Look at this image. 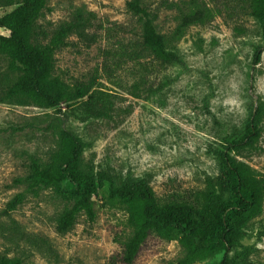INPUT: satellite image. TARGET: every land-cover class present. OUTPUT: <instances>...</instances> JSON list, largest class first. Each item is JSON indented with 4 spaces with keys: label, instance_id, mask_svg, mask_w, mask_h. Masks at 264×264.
<instances>
[{
    "label": "rangeland",
    "instance_id": "rangeland-1",
    "mask_svg": "<svg viewBox=\"0 0 264 264\" xmlns=\"http://www.w3.org/2000/svg\"><path fill=\"white\" fill-rule=\"evenodd\" d=\"M126 1L48 0L38 19L50 30L66 21L75 7L95 13L88 29L94 41L70 37L55 54V73L66 83L93 82L109 92L110 110L88 115L74 107L0 103V253L18 257L22 264L55 261L29 243L8 237L14 225L48 240L62 264H126L120 260L128 233L126 213L122 204L108 198L107 185L100 192L96 219L89 222L80 214L65 234L55 230V217L65 203L49 189L28 194L16 209L3 213L5 203L23 190L13 187L12 179L24 173L31 156H48L60 128L82 139L85 163L124 179L146 176L164 196L199 187L206 175L215 174L217 159L254 114V135L231 154L264 173V38L256 22L239 11L190 26L176 43L175 65L162 75L148 73L142 67L148 59L125 55L140 45L139 23L126 9ZM176 1L144 0L157 13L162 33L175 26L176 12L168 4ZM14 7L0 6V16ZM236 26L243 30L237 32ZM0 34L7 31L0 28ZM258 47L260 58L253 64ZM5 72L6 61L0 57V77ZM262 228L257 222L240 237L229 264H242L248 254L264 260ZM180 254L176 238L150 235L131 264H165ZM220 258L192 264H217Z\"/></svg>",
    "mask_w": 264,
    "mask_h": 264
},
{
    "label": "trees",
    "instance_id": "trees-1",
    "mask_svg": "<svg viewBox=\"0 0 264 264\" xmlns=\"http://www.w3.org/2000/svg\"><path fill=\"white\" fill-rule=\"evenodd\" d=\"M48 0H0V6H15L0 16V57L6 61V72L0 77V103L34 105L59 110L74 107L88 115H101L110 110V93L93 82L66 83L55 73V54L67 45L70 37L94 41L88 32L95 13L75 7L69 18L50 30L38 24ZM175 9V26L168 33L158 30L157 13L144 0H127L126 9L137 18L140 45L131 47L134 57L148 59L142 67L148 73L163 74L177 62L176 43L193 25H205L223 13L231 16L242 12L251 17L264 38V0H179L170 2ZM240 32L242 27L236 26ZM261 48L253 52L252 63H258ZM255 115L249 116L242 131L234 135L231 146L225 147L216 162V173L206 175L199 187L184 192L159 196L146 176L124 179L83 161L84 143L69 129L60 128L54 148L45 159L31 156L24 173L12 179L13 187L23 190L6 203L9 214L28 194L49 189L65 203L55 217L59 234L70 231L82 214L93 222L101 209L100 192L107 185V195L119 202L126 213L128 233L122 242L120 260L131 264L148 236L176 238L181 248L179 257L165 264H192L221 256L217 264H229V254L240 237L255 227L263 228L264 173L256 172L246 161L231 151L238 150L254 135ZM29 243L34 249L62 264L49 241L27 234L17 225L8 237ZM6 237V236H5ZM0 264H22L18 257L0 253ZM67 264V263H65ZM242 264H264L249 254Z\"/></svg>",
    "mask_w": 264,
    "mask_h": 264
}]
</instances>
